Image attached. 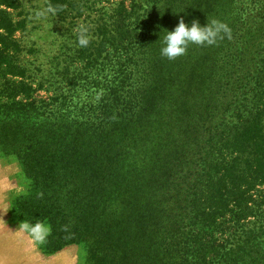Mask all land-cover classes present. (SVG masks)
Segmentation results:
<instances>
[{
	"label": "trees",
	"instance_id": "obj_1",
	"mask_svg": "<svg viewBox=\"0 0 264 264\" xmlns=\"http://www.w3.org/2000/svg\"><path fill=\"white\" fill-rule=\"evenodd\" d=\"M42 1L63 42L53 56L18 36L23 0H0V154L31 180L26 204L45 191L22 221L49 226L47 252L89 242L114 264H264V48L247 58L253 29L192 123L184 94L132 53L162 0ZM85 14L74 73L64 44Z\"/></svg>",
	"mask_w": 264,
	"mask_h": 264
},
{
	"label": "rangeland",
	"instance_id": "obj_2",
	"mask_svg": "<svg viewBox=\"0 0 264 264\" xmlns=\"http://www.w3.org/2000/svg\"><path fill=\"white\" fill-rule=\"evenodd\" d=\"M113 1H124L125 5L129 6L133 3H143L145 0ZM99 7L101 6H97L96 9ZM19 12L22 13L21 18L26 20V28L25 32L18 33V36L26 42L36 41L37 44L42 45L45 55L53 56L58 53V47H61L63 42L60 36L59 38L56 36L58 28L54 23L55 17L47 10L44 2L23 0V11L17 10L15 13ZM155 12L150 30L144 39L145 44L132 53L137 56L142 55L146 62L151 61L154 64L156 77L159 75L161 76L159 79L163 77L171 79L173 85L169 86L171 91L169 94H184V100L190 102V116L194 123V106L199 104L198 107H202L211 103L209 96L211 80L222 78L227 73L230 55L239 49L237 46L241 44V35L247 27L253 29L254 33L248 42L250 53H247V58L250 59L252 53H258L264 48V0H162ZM86 16L88 14L77 20L69 34L70 37L67 35V43L64 44L70 47L67 58L71 61V70L74 73L81 72L83 67V63L75 59L73 47H77L75 44L79 36L87 32ZM95 17L94 14L91 19ZM181 17L186 23L196 19L202 26L216 20L225 24L229 32L224 34L223 39L218 40L215 45H189L185 55L170 61L161 56L160 49L166 35L165 30H172ZM152 28L153 32L150 34ZM146 45L147 50H145ZM243 62L244 57H241L238 64H244ZM103 74L108 87L114 88L113 68L106 69ZM55 87L56 84H53L51 90ZM48 89L51 91L50 88ZM39 95L47 96L51 93L45 95L40 91ZM130 140L128 137L129 143ZM121 142L123 146L126 145L125 141ZM30 184L31 180L20 168L19 161L0 154V200L4 201L8 222V227L0 232V264H114L112 255L105 257V255L92 254L89 242L71 243L55 252H47L52 246L49 243L44 245L49 234V226L45 222L41 223L48 228L42 241H37L23 227L25 223L22 220L32 214L30 207L39 205L45 192L37 191L36 199L26 204L22 197L28 194Z\"/></svg>",
	"mask_w": 264,
	"mask_h": 264
},
{
	"label": "clouds",
	"instance_id": "obj_3",
	"mask_svg": "<svg viewBox=\"0 0 264 264\" xmlns=\"http://www.w3.org/2000/svg\"><path fill=\"white\" fill-rule=\"evenodd\" d=\"M49 11H52V9H49ZM165 32L166 35L163 39L160 54L171 61L185 55L189 45H215L218 40L223 39V35L227 34L229 29L225 24L216 20L202 26L196 19H193L190 23H186L185 19L181 17L172 30H165ZM80 42L81 44L87 43L84 39ZM23 227L37 241H42L48 232V228L41 223L34 225L25 223Z\"/></svg>",
	"mask_w": 264,
	"mask_h": 264
},
{
	"label": "crops",
	"instance_id": "obj_4",
	"mask_svg": "<svg viewBox=\"0 0 264 264\" xmlns=\"http://www.w3.org/2000/svg\"><path fill=\"white\" fill-rule=\"evenodd\" d=\"M5 211H6V207H5L4 201L0 200V232L6 227H8L7 225L8 222H7Z\"/></svg>",
	"mask_w": 264,
	"mask_h": 264
}]
</instances>
